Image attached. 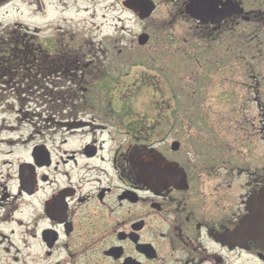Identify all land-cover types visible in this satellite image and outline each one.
I'll return each instance as SVG.
<instances>
[{"label": "flooded vegetation", "instance_id": "flooded-vegetation-1", "mask_svg": "<svg viewBox=\"0 0 264 264\" xmlns=\"http://www.w3.org/2000/svg\"><path fill=\"white\" fill-rule=\"evenodd\" d=\"M165 1L194 59L244 66L240 112L184 100L174 114L168 102L136 111L98 54L6 33L0 111L8 93L62 96L37 115L47 133L0 136L4 152L32 143L14 166L0 151V264H264V224L247 223L264 192V0Z\"/></svg>", "mask_w": 264, "mask_h": 264}, {"label": "rangeland", "instance_id": "rangeland-1", "mask_svg": "<svg viewBox=\"0 0 264 264\" xmlns=\"http://www.w3.org/2000/svg\"><path fill=\"white\" fill-rule=\"evenodd\" d=\"M124 1L5 0L0 3V38L12 33L23 35L29 42L35 36L39 43L48 44L53 38L59 42L65 37L73 54H98L103 69L118 77L116 95L121 101L136 103V111L144 106L141 103L148 102L179 107L173 100L176 95L180 101L194 103L191 106L209 107L213 117L237 116V106L245 94L240 71L244 66L233 59H221L215 51L213 55L195 53L194 59L193 47L184 45L188 36L172 3L150 0L156 6L155 12L142 22L123 7ZM142 33L149 40L139 47L137 38ZM247 65L255 70L258 63L248 61ZM56 93H8L7 108L0 111V129L13 127L17 131H1L0 136L18 141L38 131L47 133L48 126L40 123L37 115H47L42 106L62 96ZM31 145L7 149L13 151L9 157L12 166L26 159ZM2 147L0 151L4 152Z\"/></svg>", "mask_w": 264, "mask_h": 264}, {"label": "water", "instance_id": "water-1", "mask_svg": "<svg viewBox=\"0 0 264 264\" xmlns=\"http://www.w3.org/2000/svg\"><path fill=\"white\" fill-rule=\"evenodd\" d=\"M122 5L139 21H145L149 19L156 9L155 4L150 0H127L124 1ZM148 40V35L141 34L137 39V44L140 47L145 46ZM177 146V143L172 144L173 151L177 149ZM163 166L167 172H175L176 165L164 162ZM142 170H144V165ZM142 174L145 176H149L150 174L154 175L153 172L146 173V171H142ZM169 179L170 177L167 180ZM260 222L264 224V192H261L258 196H254L249 200V216L247 218L248 230H256V226H258Z\"/></svg>", "mask_w": 264, "mask_h": 264}, {"label": "trees", "instance_id": "trees-1", "mask_svg": "<svg viewBox=\"0 0 264 264\" xmlns=\"http://www.w3.org/2000/svg\"><path fill=\"white\" fill-rule=\"evenodd\" d=\"M173 100H175L176 102H175V104H179V97L178 96H174V98H173ZM178 106H175V107H172L173 109H175L176 110V108H177Z\"/></svg>", "mask_w": 264, "mask_h": 264}]
</instances>
